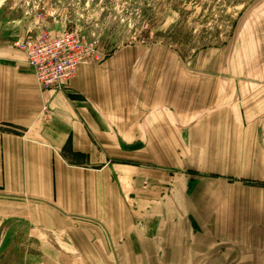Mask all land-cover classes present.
Returning a JSON list of instances; mask_svg holds the SVG:
<instances>
[{
    "label": "crops",
    "instance_id": "crops-1",
    "mask_svg": "<svg viewBox=\"0 0 264 264\" xmlns=\"http://www.w3.org/2000/svg\"><path fill=\"white\" fill-rule=\"evenodd\" d=\"M137 49L55 90L0 48V223L90 263L264 264V77L158 84Z\"/></svg>",
    "mask_w": 264,
    "mask_h": 264
},
{
    "label": "rangeland",
    "instance_id": "rangeland-1",
    "mask_svg": "<svg viewBox=\"0 0 264 264\" xmlns=\"http://www.w3.org/2000/svg\"><path fill=\"white\" fill-rule=\"evenodd\" d=\"M41 30L73 31L91 42L97 56L91 64L138 48L142 61L158 65V84L164 74L194 80L209 63L264 77V0H0V48L19 55L15 43ZM31 233L24 221L0 223V264H100L82 261L79 248L48 246Z\"/></svg>",
    "mask_w": 264,
    "mask_h": 264
},
{
    "label": "built area",
    "instance_id": "built-area-1",
    "mask_svg": "<svg viewBox=\"0 0 264 264\" xmlns=\"http://www.w3.org/2000/svg\"><path fill=\"white\" fill-rule=\"evenodd\" d=\"M15 45L25 53L43 89L62 90L66 82L76 76L79 65L97 60L92 43L73 31L54 34L41 30Z\"/></svg>",
    "mask_w": 264,
    "mask_h": 264
}]
</instances>
